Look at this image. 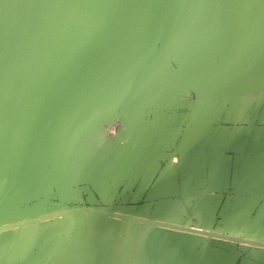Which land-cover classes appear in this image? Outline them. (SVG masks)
Segmentation results:
<instances>
[{"label":"rangeland","instance_id":"1","mask_svg":"<svg viewBox=\"0 0 264 264\" xmlns=\"http://www.w3.org/2000/svg\"><path fill=\"white\" fill-rule=\"evenodd\" d=\"M182 13L191 27L179 20ZM104 22H107V32L111 34L107 41L109 46L112 43L116 52L122 50L120 48L136 49L133 44L137 40V45L141 46L149 29L158 37L164 36L162 25L172 27L178 24L181 35L186 32L185 28L192 31L183 44L187 50L184 60L192 61L194 72L202 71L209 92L215 94L221 89L213 87L217 84L211 71L217 65L223 69V83L231 84V88L224 90V94L218 93V96L224 99L254 97L255 101L261 102L256 103L255 126L264 129V0H0V193L7 176L22 175L23 164L34 169L30 162L38 151L46 152V165L56 164V167L48 165L49 169H46L55 173L68 166V161L73 160L70 153L77 149L74 147H80L82 160L64 172V175L80 176L75 184L69 186V189H77L80 197L75 200L63 197L61 191L56 190L53 176L48 175L45 213L39 216L40 213L34 211L17 221L42 222V231H46L49 243L48 254L52 257L62 255L65 260L70 259L71 264H83L88 252L100 251L99 244H104L105 240L112 243L116 237L129 236L128 231L114 233L110 227L117 225V218L123 214L121 211L135 205L131 200H121L123 194H129L136 188L135 184L127 192L124 184L112 186L109 176L119 173L121 158L135 154L136 129L128 131L126 117L115 112L111 119L102 121L100 135L97 134L96 121L94 135L88 138V113L76 115L74 111H68L57 116L58 109L62 107H54L74 102L91 105L92 99L98 100L99 97L107 98L113 102L108 103L114 105L115 91L105 93V89H116L121 80L132 81L133 77L128 78L126 71H132L134 67L140 73L134 77L146 76L145 70L133 65L131 61L134 59L124 50L111 57L117 60L129 55L125 57V64L129 67L113 63L103 75L96 73L89 62H82L88 60V56L103 52L102 45L93 47L92 38L96 37L99 28L100 32L106 30L102 27ZM168 32L173 45L177 34L171 28ZM143 42L144 59L154 53L156 60L171 62L175 66V61L162 50L161 45L148 46L146 40ZM149 43H152L151 37ZM197 51L203 55L201 61ZM177 52L183 54V48H178ZM137 57L141 58V55ZM149 58L150 61L152 57ZM232 67L235 68L233 71ZM239 80L243 82L242 87L232 88V82L237 86ZM166 87L167 92L171 91L172 86ZM133 99L136 102V98ZM162 130L164 134L165 130ZM156 132L159 133L158 128ZM66 144L68 146H64ZM53 150L54 153L57 151L56 156L51 155ZM100 158L102 161L97 163V169L87 163ZM33 176L31 174L29 180ZM61 177L60 174L59 179ZM94 177L97 180L92 179ZM18 178L15 186L17 183L23 185ZM38 186H32L33 206L38 203L36 198L45 200L40 196ZM8 194L10 196L6 197L12 196L11 191ZM263 203V197L257 199V209L252 216V221L261 223L260 226L254 233L241 232L240 240L250 234V238L264 245V232L261 231L264 216H259ZM73 209L93 211L71 212ZM77 212L87 214L83 217ZM89 213L103 217L96 222L97 217ZM71 218L77 220L76 228L72 226ZM132 219L136 218L133 216ZM48 261L55 263V260Z\"/></svg>","mask_w":264,"mask_h":264},{"label":"crops","instance_id":"2","mask_svg":"<svg viewBox=\"0 0 264 264\" xmlns=\"http://www.w3.org/2000/svg\"><path fill=\"white\" fill-rule=\"evenodd\" d=\"M107 30L99 34L93 46L102 45L103 56L111 53L107 41L111 34ZM140 47H144L143 42ZM167 64L159 71L164 77L175 80L174 85H169L173 87L169 93L158 86L159 82L136 84L135 154L121 158L119 173L109 176L112 186L124 184L127 192L134 184L136 186L121 198L135 205L121 211L123 217L117 218V225L110 227L114 233L128 231L129 236L116 237L112 243L105 240L104 244H99L100 251L88 252L83 264H264V247L238 241L241 232L254 233L261 224L252 221L257 199H264V129L255 126L256 103L261 102L254 97L220 98L218 93L224 94L231 84L223 83V69L218 65L211 71L217 84L213 87L221 89L215 94L209 92L201 70L194 72L191 66ZM153 73L156 74L155 70ZM126 76L138 77L140 73L134 67L126 71ZM241 81L237 86L232 82V88H241ZM71 111L76 115L92 112L94 119L97 114L95 109ZM86 121L87 136L91 138L96 121L89 117ZM74 148L77 149L69 151L73 160L55 173L46 169L56 164L41 162L37 172L26 170L19 176H7L0 193V225L5 229L0 231V264H52L48 259L55 260L54 264H71L70 259L65 260L62 255L48 254L49 243L46 231H42V222L14 228L8 225L17 224L34 211L40 213L39 216L45 213V186L49 176H53L56 190L59 189L63 197H73L72 200L80 197L77 189H69L80 176L64 175L65 170L82 160L80 147ZM51 155L56 156L57 151L53 150ZM101 161L102 158L87 163L97 169ZM31 174L34 176L29 180ZM17 177L23 185L15 186ZM41 177L38 180L40 196L45 200L36 198L38 203L33 206L32 186L37 183L36 178ZM10 191L12 196L6 197L10 196ZM56 195L60 200L58 192ZM260 210L259 216H264V203ZM89 215L97 217L96 222L103 217L95 213ZM133 216L136 219H132ZM73 219L71 223L76 228L78 222ZM261 231L264 232V223ZM242 240L256 242L250 234Z\"/></svg>","mask_w":264,"mask_h":264},{"label":"water","instance_id":"3","mask_svg":"<svg viewBox=\"0 0 264 264\" xmlns=\"http://www.w3.org/2000/svg\"><path fill=\"white\" fill-rule=\"evenodd\" d=\"M180 16L181 17L179 18V20L184 21L187 24V26H190L191 27V25H189V23L183 17V13ZM106 23L107 22H104L103 23V26L102 27L104 29L106 27H108V26H106ZM161 27H162L161 31H162V34L164 36L161 35V37H158L157 35L154 34L155 33L154 31H152V30L149 29L148 32L151 33L152 35L153 34L154 35L151 36V34H149L147 32L146 33V39H143L142 42L144 40H146V43H147L148 46L149 45H153V44H156L158 46L161 45L162 50H164V52L166 54L170 55V57L172 58L171 60L175 61L174 63L177 66H180V65H186L187 67L188 66H191L192 61H190V60L189 61L184 60L185 54H187V50L185 49V45H183V44L186 41V39H187L186 37L188 36V34L191 33L192 31L191 32H188V29L185 28V31L186 32L181 35L179 33V26H178V24H176V25H174L172 27L165 26V25H162ZM170 28L175 32V34H177L176 35L177 37L175 36L177 38V40L174 41L173 45H172V42H171L172 41L171 38L168 37L169 36V32L168 31L170 30ZM100 29L101 28L98 29V33L96 34V37L92 38V40L98 39L99 34L102 33V32H100ZM150 37L152 39V43H149V38ZM127 39H129V38H127ZM111 40H110V42H111ZM132 42H134V41H132ZM132 42L131 43L129 42V43L130 44H133ZM138 43L139 42L137 40V43L133 44L134 46H136L135 47L136 49H133V48H131L129 50L128 49L125 50L124 48H120V49H122L124 51H127L128 54L131 55V57L134 59L133 61H131V62H133L132 64L133 65H137V67L143 68L145 70V72H146V76L145 77H142V78L141 77L140 78L133 77V80L132 81H126V80L124 81V80H121L120 82H118V85H117V88L116 89H105L104 90L105 93L106 92H113V91H115V93H114V95H115L114 105H110L113 102L112 101H109L105 97H99L98 100L97 99L96 100H93L92 99L93 103L91 105H87V104L81 103V102L64 103V104L63 103H60L59 105L54 106V107H57V109L59 107H62L61 109H58L59 111L57 113V116L60 113L68 112V111H71V110H76L78 108L79 109H82V111L95 109L97 111V114H96L95 119L92 118V116H93L92 115V112H90L87 117H90L91 121H97V134L100 135L99 131H100V128L102 127V121H104L105 119H109V118L111 119V116L115 112H117V113H120V114H122V115H124L126 117L128 131L134 132V129H135V121L133 119V113H134V111H135V109L137 107V103L134 102V99L133 98L134 97L136 98V94H135L136 84L141 83L142 81L144 83L147 82L149 84L151 82H159V85L158 86L163 87V89H165V90H166L165 86H167V85H174L175 84V80L174 79L164 77L163 75H161V72L159 71L163 67H165V66L167 67L168 64L167 63H163L160 59L159 60L158 59L156 60V57L154 56V53H152L151 55H148L147 58L144 59V56H143V52H144L143 49L144 48H141L140 46H138L137 45ZM90 44H92V42ZM110 44H111V46H110L111 47V53L109 55L103 56L101 54H99V55L97 54L94 57L88 56L89 59L88 60H85V61L82 60V62H86L85 64H87V62H89L88 65L90 67H92L95 70V72L98 73L99 75H103L106 70H109V68H110L109 66L111 64H113V63L120 64V65H123L125 67H129L127 64H125L126 63V58L125 57H128L129 55L128 56L125 55V57L122 58V59L120 58V59L114 60L111 56L112 55L116 56V53H118V52L119 53H122V50H117L118 52H116V50L114 51L115 47L112 45V43H110ZM78 45H80V43ZM92 45L94 46V41H93V44ZM143 45H144V42H143ZM77 47H80V46H77ZM178 48H183V54H180V53L177 52V49ZM157 49L160 51V47H158ZM190 51H191V49H190ZM138 55L139 56L141 55V58L140 57H137ZM199 56H200L199 57V60H200L203 57V55H201L199 53ZM149 57H152V59L150 61H149V59H150ZM174 59H178V60L176 61ZM103 60H104V62H101ZM179 60H180V62H179ZM182 60H184V62ZM76 62H80L81 63V61L80 60H77V59H76ZM61 63H64V61H62ZM130 67L133 68V66H130ZM214 67H216V66H214ZM59 68H60V65H59ZM153 70H155L156 74L153 73ZM124 82L126 84H124ZM124 85H126V86H124ZM88 95H90L91 98H94V95L93 94L88 93ZM54 105H56V104H54ZM57 116H55V117H57ZM165 121H166L165 123H167V120H165ZM49 136H50V134H49ZM39 183L40 182L37 181V183L35 185H39ZM70 211L71 212L72 211H88V212H92L93 210H80V209L79 210H75V209H73V210H70ZM44 217H42V218H40L38 220L41 221V219H43ZM119 217H123V216H119ZM124 218L129 219L127 217H124ZM37 222L38 221H36V220L33 221V222L32 221L17 222L16 225L8 226V228L9 227L10 228L20 227L23 224L25 225V223H27V224H34V223H37ZM150 223L156 224V225H161V226H167V225L160 224V223H157V222H150ZM167 227L176 228L178 230H187V231H191V232H196L195 230H192V229L180 228V227H176V226H167ZM0 231H5V229L2 228L1 225H0ZM199 233H202V234L207 235V236H216V237L218 236V237H220V235H217V234H214V233H207V232H199ZM229 239L236 240L234 238H229ZM238 241H242V242H246V243H250V244H254V245H257V246L264 247L263 244H259L257 242H250V241H245V240H240V239Z\"/></svg>","mask_w":264,"mask_h":264},{"label":"bare ground","instance_id":"4","mask_svg":"<svg viewBox=\"0 0 264 264\" xmlns=\"http://www.w3.org/2000/svg\"><path fill=\"white\" fill-rule=\"evenodd\" d=\"M122 1V0H121ZM145 2V1H144ZM113 5V4H112ZM142 5V4H141ZM142 7H144V6H142ZM110 8V7H109ZM208 15V14H207ZM206 17V16H205ZM237 35V34H236ZM237 38V37H236ZM10 62V61H9ZM16 62V61H15ZM22 66V65H21ZM23 67V66H22ZM73 92V91H72ZM15 120V119H14ZM7 135V134H6ZM12 136V135H11ZM43 149V148H42ZM39 150V149H38ZM45 159H46V152L44 153V151H42V152H40V151H38V153H37V156H35V158H33V159H31V164H32V167H34V169L33 168H30L28 165H26V164H23V170L24 171H31V172H37V171H39V169H40V166H41V164L42 163H45ZM2 160V159H1ZM42 162V163H41ZM4 164V163H3ZM8 168V167H7ZM23 171V172H24ZM75 214V213H74ZM76 214H79V215H81V216H85L87 213L86 212H77ZM65 215V214H64ZM60 218L62 217V216H59ZM63 218V217H62ZM9 226V225H8Z\"/></svg>","mask_w":264,"mask_h":264}]
</instances>
